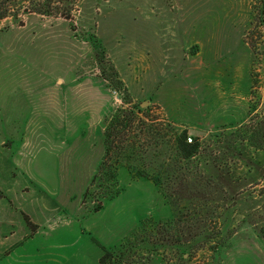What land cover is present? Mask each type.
Masks as SVG:
<instances>
[{
	"label": "rangeland",
	"instance_id": "374dc122",
	"mask_svg": "<svg viewBox=\"0 0 264 264\" xmlns=\"http://www.w3.org/2000/svg\"><path fill=\"white\" fill-rule=\"evenodd\" d=\"M193 1L74 0L68 17L0 19V264H99L103 248V264H264V0H207L182 18ZM132 106L104 159L108 118ZM247 123L262 128L228 161L260 163L252 195L204 226L180 222L152 179L175 132L212 148Z\"/></svg>",
	"mask_w": 264,
	"mask_h": 264
},
{
	"label": "trees",
	"instance_id": "16d2710c",
	"mask_svg": "<svg viewBox=\"0 0 264 264\" xmlns=\"http://www.w3.org/2000/svg\"><path fill=\"white\" fill-rule=\"evenodd\" d=\"M62 1L64 2V0H0V19L11 17L20 25L22 24L21 14H57L68 17L71 10L68 4L74 0H66V8H62L56 3H62ZM110 70L113 71L117 83L121 85L120 90L123 93L124 104H130V96L126 88L122 86V81L117 77V73L112 66H110ZM134 108V106L129 109L119 107L108 118L103 132L104 159L110 157L115 148H118L116 154L121 151V145L118 146L115 142L117 139L120 143L126 141L125 132L136 119ZM259 123L264 127V120ZM248 124L230 131L228 138L215 135L216 140L212 143V148L211 144H205L204 146L197 135L189 136L191 141H187V130L185 128L175 132L172 140L169 141L170 150L172 151L169 157L170 160L162 159L158 163L157 172L152 175V179L158 189L166 196L168 202L176 206L180 222L185 218L181 215H186L192 217L194 223L203 224L204 226L207 222L221 216V212H218L219 209H223L224 213L229 215L234 204L244 202L248 198L247 196L252 195L251 192H247V187L254 186L256 179L247 181L246 178L255 177V173L252 172L261 167L260 163H257L252 170L250 169L252 165L246 163L244 165L246 170L238 173L237 167L228 161L230 155V157L235 156L240 160L245 159L242 156L243 151L240 147L247 146V140L250 142L248 145L253 146L250 139L253 135L258 136V128L261 129L262 127L257 128L258 124ZM167 125H169V122ZM236 140H238V145ZM129 148L135 150V143ZM104 164L105 160L101 161L102 166H100V169L103 168ZM114 170L110 168L104 171L113 181L116 176ZM87 191L88 189L84 193V199ZM117 193V190L111 192L108 198ZM182 201L192 208L189 209L187 205H183V208L180 205ZM100 207L101 204L98 202L95 209ZM25 220L28 224H31L27 216H25ZM206 232V230L201 229L194 236L199 235L203 236L204 239L209 238L208 232ZM103 249L104 253L99 259V264H103L107 258L112 257L111 251Z\"/></svg>",
	"mask_w": 264,
	"mask_h": 264
},
{
	"label": "crops",
	"instance_id": "0c3cea01",
	"mask_svg": "<svg viewBox=\"0 0 264 264\" xmlns=\"http://www.w3.org/2000/svg\"><path fill=\"white\" fill-rule=\"evenodd\" d=\"M209 5V3L207 2V0H194L193 2L188 3L181 14L182 18L184 19H190L191 15H189V13L193 12L194 10H203L205 9L207 6ZM186 11V12H185ZM186 25V24H185ZM192 25H197L196 22L192 23ZM196 31V30H195ZM199 32V31H198ZM201 35L206 36L209 35L207 30H203L202 32H199ZM201 40V39H200ZM198 43V50L195 53H192L190 55H192V57H201L202 53H203V46H202V40L201 43H199L197 40L195 41ZM245 49L243 51V54L248 57V72L250 71V66H251V53L249 48L247 47L246 43H244ZM4 192V189H2Z\"/></svg>",
	"mask_w": 264,
	"mask_h": 264
},
{
	"label": "built area",
	"instance_id": "2783aa9c",
	"mask_svg": "<svg viewBox=\"0 0 264 264\" xmlns=\"http://www.w3.org/2000/svg\"><path fill=\"white\" fill-rule=\"evenodd\" d=\"M187 141H191V137H187Z\"/></svg>",
	"mask_w": 264,
	"mask_h": 264
}]
</instances>
